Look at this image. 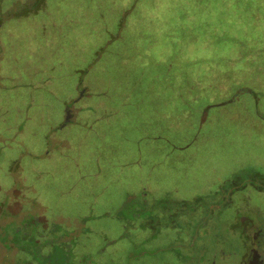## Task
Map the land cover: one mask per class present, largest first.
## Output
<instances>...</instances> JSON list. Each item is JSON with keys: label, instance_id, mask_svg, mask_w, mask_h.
I'll return each mask as SVG.
<instances>
[{"label": "rangeland", "instance_id": "rangeland-1", "mask_svg": "<svg viewBox=\"0 0 264 264\" xmlns=\"http://www.w3.org/2000/svg\"><path fill=\"white\" fill-rule=\"evenodd\" d=\"M259 176L264 0H0V264H242Z\"/></svg>", "mask_w": 264, "mask_h": 264}, {"label": "trees", "instance_id": "trees-1", "mask_svg": "<svg viewBox=\"0 0 264 264\" xmlns=\"http://www.w3.org/2000/svg\"><path fill=\"white\" fill-rule=\"evenodd\" d=\"M72 111L71 110H68V114H67V121H66V123L67 122H70L71 121V117H72ZM259 177H261L262 178V180L264 181V177H262V176H259ZM264 184V183H263ZM238 190V188L237 187H235V188H233L232 189V191L234 192V191H237ZM259 190L260 191H264V186L263 185H261V186H259ZM230 196V195H229ZM229 198V197H228ZM191 207H194V206H190V208ZM196 211H198V214L200 215V213L202 212V210H199V209H195ZM184 211V210H183ZM214 211V210H213ZM189 212H191L190 210H189ZM183 213V212H182ZM203 213V212H202ZM201 213V214H202ZM245 222H247V220H242V219H237V223L242 227L241 228V235H240V239H242V242H243V244L241 245V248H246V252H245V255H247V252H248V250H249V241H250V238L247 236V234H246V229H245ZM243 223H244V225H243ZM21 228H24V227H21ZM20 234H22V233H20ZM28 236V235H27ZM24 238H27V237H24ZM27 241V240H26ZM191 244L192 243H190L188 246H191ZM26 252V255L27 256H29V260L31 259V253H32V257H35L36 258V256H35V254H34V251H25ZM39 253V252H38ZM36 254V255H39V258L40 259H42V260H47V258L46 257H44V252H40L39 254Z\"/></svg>", "mask_w": 264, "mask_h": 264}, {"label": "water", "instance_id": "water-1", "mask_svg": "<svg viewBox=\"0 0 264 264\" xmlns=\"http://www.w3.org/2000/svg\"><path fill=\"white\" fill-rule=\"evenodd\" d=\"M248 219L247 222H245V224L248 223ZM257 227H262V232L264 230V226L263 225H258ZM245 229H246V234L247 236L250 238V241L252 242V244H249L250 247V253L248 255L245 256V260L246 262H248V264H260L258 261V255L260 253V244L257 242L255 236V231L257 230L256 225L251 221L250 226L247 224L245 225Z\"/></svg>", "mask_w": 264, "mask_h": 264}, {"label": "flooded vegetation", "instance_id": "flooded-vegetation-1", "mask_svg": "<svg viewBox=\"0 0 264 264\" xmlns=\"http://www.w3.org/2000/svg\"><path fill=\"white\" fill-rule=\"evenodd\" d=\"M250 223H251V221L249 220L247 224L250 226ZM247 224H245V225H247ZM243 225H244V223H243ZM258 225L261 226L262 224H258ZM258 225H256L257 230L255 231V236L254 237L256 238L257 242L260 244V250H259L260 253L258 255V261H259L260 264H264V230H263V233H261L262 232V230H261L262 227H257ZM263 226H264V224H263ZM251 244H252V242H251ZM250 250L251 249L249 247L247 255L250 253ZM242 264H248V262H246V260H244Z\"/></svg>", "mask_w": 264, "mask_h": 264}]
</instances>
